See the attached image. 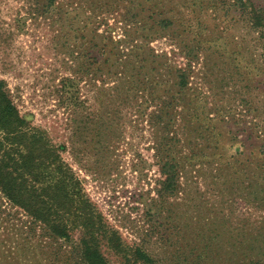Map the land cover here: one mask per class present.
<instances>
[{
	"label": "trees",
	"instance_id": "1",
	"mask_svg": "<svg viewBox=\"0 0 264 264\" xmlns=\"http://www.w3.org/2000/svg\"><path fill=\"white\" fill-rule=\"evenodd\" d=\"M20 2L23 11L18 18L46 19L51 49L63 56L49 80L65 71L51 85L65 133L59 144L46 129L32 125L0 79V205L24 215L29 228H43L48 238L61 241L65 264H109L110 258L116 264H159L158 249L123 243L61 156L66 151L81 166L85 159L91 164L88 152L104 160L111 153V139L121 133L114 118L124 111L135 115L131 131L148 133L158 172L153 195H147L142 228H169L176 210L197 214L196 228H205L220 219L199 199L238 198L244 202L240 228L243 236L250 235L251 230L243 231L250 224L246 209H256L255 223L261 221L259 210H264L263 118L246 124L250 121L242 122L237 109L247 115L256 112L249 99L251 89L258 85L264 90V7L253 0ZM207 11L226 23L225 29L241 21L255 35L260 64L239 47L214 50L216 41L201 27V15ZM104 13L117 19L114 29L98 34L95 28ZM153 41L162 44L159 50L149 46ZM176 57L181 66L173 63ZM106 80L113 84L102 88ZM80 82L86 95L78 94ZM263 108L264 104L261 112ZM97 156L91 167L85 164L93 176L114 165L109 160L99 169ZM253 231L255 245L235 258L230 252L229 264H264V229ZM207 252L180 250L174 258L198 264L211 258V250Z\"/></svg>",
	"mask_w": 264,
	"mask_h": 264
},
{
	"label": "rangeland",
	"instance_id": "2",
	"mask_svg": "<svg viewBox=\"0 0 264 264\" xmlns=\"http://www.w3.org/2000/svg\"><path fill=\"white\" fill-rule=\"evenodd\" d=\"M253 1L256 5L264 7V0ZM21 7L20 0H0V79L25 119L34 126L46 129L52 140L61 144L65 133L62 124L64 116L62 109L54 107L56 99L51 92V85L56 84V78L65 75V71L57 73L53 81L49 80V72L59 66V59L63 56L51 49L46 19H40L38 22L28 18L22 20L18 18L22 15ZM104 14L101 25L95 28L98 34H104L108 27L114 29L113 23L117 18L115 15ZM230 14L235 17L237 15L234 9L230 10ZM201 16V27L205 28L202 32L208 38L214 39L218 45V48L214 46L213 49L221 51L219 47L223 46L225 51H229L239 47L243 54L260 64L255 35L242 27L241 21L233 22L225 29L226 23L214 19L209 11ZM74 20L75 25H78L80 16ZM149 46L157 51L162 44L153 41ZM64 60L68 61L67 58ZM173 63L181 66L182 61L176 57L173 58ZM111 80H106L102 88L111 86ZM94 84L98 86L100 82ZM78 86V94L86 95L83 82ZM249 99L257 107V111L247 115L244 110L237 109V114L242 122L249 120L246 124L252 125L254 121L263 118L260 129H264V112H261L264 90L256 85L255 89H251ZM120 115L119 119L114 118L113 125L119 123L121 133L119 138L111 139V153L107 154L105 159L101 156L104 160L99 162V155H91L88 152L87 160H90L91 164L85 159L84 166H81L76 164L66 151L62 152L61 156L81 180L82 188L90 201L117 230L123 243H138L158 249L159 264H193L190 260L177 261L174 258L180 250L189 249L202 255H205V250H208L206 255L211 250V258L203 259L198 264H229L227 258L231 257L230 252L235 254L231 258H235L241 250L255 245L251 241L255 235L252 230L259 226L264 229V210H259L261 221L255 223L254 220L258 219L256 209H246L250 224L244 225L243 231H251L250 235L243 236L239 220L242 217L240 212L244 202L238 198L231 201L211 198L206 202L199 199L211 206V215L216 220L220 219V222L210 223L205 228H196L198 225L195 221L199 216L189 210L174 211L175 217L169 228H142L145 227L144 222L147 219L144 214L147 195H153L151 188L158 172L151 159L148 133L144 130L131 131L130 119L135 115H128L124 111ZM95 156L99 169L108 164L109 160L113 161L114 165L110 170H99L98 175L93 176L85 164L88 168L91 167ZM27 220L24 215L16 213L15 208L1 202L0 264H65L61 241L56 242L48 238L42 233L43 228H29ZM253 222L254 226L251 227ZM109 264L116 263L110 258Z\"/></svg>",
	"mask_w": 264,
	"mask_h": 264
}]
</instances>
